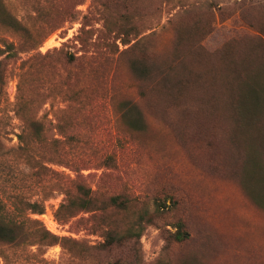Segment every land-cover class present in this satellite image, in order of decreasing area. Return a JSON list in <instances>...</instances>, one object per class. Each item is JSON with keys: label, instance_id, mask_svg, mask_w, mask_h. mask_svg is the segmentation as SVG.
<instances>
[{"label": "rangeland", "instance_id": "374dc122", "mask_svg": "<svg viewBox=\"0 0 264 264\" xmlns=\"http://www.w3.org/2000/svg\"><path fill=\"white\" fill-rule=\"evenodd\" d=\"M2 1L32 39L60 25L37 48L7 62L9 101L16 96L20 62L46 55L27 63L31 75L25 89L49 97L40 111L48 138L57 137L54 117L67 123L64 133L72 140L62 148L86 167L83 175H92L86 182L97 187L96 198L123 195L130 200L128 212L117 218L119 228L136 213L151 212L154 199L166 205L143 232L136 255L128 247L125 258L131 264L137 259L140 264H264V187L256 180L262 171L252 172L254 181L248 183L242 163L253 151L254 139L247 133L232 137L233 124L211 111L217 101L220 108L226 76L230 82L234 75L225 62L236 60L237 53H262L247 38L264 28V0ZM0 39L16 42L20 37L0 28ZM57 51L79 61L64 67ZM145 55L155 67L170 65V99L161 90L164 85L150 89L152 82L143 83L130 71V61ZM254 57L246 63L249 71L264 65ZM246 76L244 72L238 82ZM210 83L216 92L208 93ZM61 91L75 102L59 98ZM123 102L138 105L144 119L141 130L130 129L119 118L117 107ZM194 112L198 117H191ZM9 139L7 146L16 144L14 136ZM108 156L113 166H99ZM62 199L55 194L45 202L44 213L32 218L58 238L88 246L102 243L101 233L92 232V219L86 221L91 214L65 223L56 220ZM177 220L185 223L189 238L166 247V231L173 232L170 225ZM106 256L100 259L106 262ZM62 258L66 256L59 245L46 248L48 262L57 264ZM65 264L81 263L73 259Z\"/></svg>", "mask_w": 264, "mask_h": 264}, {"label": "trees", "instance_id": "16d2710c", "mask_svg": "<svg viewBox=\"0 0 264 264\" xmlns=\"http://www.w3.org/2000/svg\"><path fill=\"white\" fill-rule=\"evenodd\" d=\"M240 10L242 11V8ZM59 27L58 24L54 25L47 35ZM0 28L20 37L16 42L0 39V264H54L44 259V254L46 248L55 245H59L66 256L57 264L73 263V259L81 264H131L125 258L124 250L129 247L136 255V247L143 232L163 215L165 203L154 199V208L151 212L143 210L136 213L123 230L119 228L117 218L128 212L131 207L130 200L123 195H114L103 200L96 198L97 187L93 189L86 182L92 175H83L81 171L86 167H80L81 163L73 161L62 148L65 141L72 140V136H66L64 133L67 123L54 117L53 126L57 137L48 138L44 116H40V111L49 97L39 90L25 89L26 76L31 75L29 66L26 67L27 63L31 59H45L46 55L31 56L28 60L20 62L16 96L13 102L9 101L6 91L7 62L18 59L20 53L37 48L47 35L41 39H32L29 29L7 12L2 0ZM258 30L257 35L247 39L260 46L262 53L256 57L253 50L245 54L237 53L236 60L229 59L225 62L234 75L230 82L226 76L223 100L221 105L219 104L221 109L217 101L212 103L211 111L213 116L217 117L219 113L221 118L233 124L229 129L232 137H237L238 133H247L254 139L253 151H249L250 145L244 147L249 151L242 158L247 173L245 179L252 183L254 181L252 172L262 171V174L256 173L259 175L256 176V180L264 187V65L257 71L246 69L247 61L253 57L264 63V28L260 27ZM121 43L127 45L128 41ZM188 52L194 51L189 47ZM56 54L59 55L57 61L63 63L64 67L72 66L79 61L77 57L67 53L57 51ZM169 66L164 64L155 67L154 61L145 55L138 60H131L129 68L141 82H152V85H155L153 87L151 85L150 89L164 85L161 90L165 97L170 99L172 87L171 84L167 85ZM244 72L247 76L238 82ZM216 91L215 83H210L208 93ZM140 95L142 98L145 97L142 91ZM58 96L68 104L75 102L64 91ZM117 109L119 118L130 129L139 131L143 128L144 119L136 103L123 102ZM61 111L62 109H59V112ZM191 117L196 118L198 115L194 112ZM13 122H16V125H13ZM49 124L52 125V122ZM11 135L14 136L16 144L7 146L5 141L11 143L12 140L9 139ZM238 149L235 148V151L240 150ZM99 166L110 168L113 166V159L109 156L104 157ZM59 168L68 170L71 175L60 171ZM55 194L63 197L54 212L56 220L65 223L80 214H91L86 221L92 219L93 223L90 225L92 232L101 233L102 243L88 246L73 239L58 238L49 233L40 221L32 218L44 213L45 202ZM170 226L174 231H166L164 237L166 247L183 243L189 238L182 220H177ZM103 254L109 257L106 262L100 259ZM134 264H140L138 259Z\"/></svg>", "mask_w": 264, "mask_h": 264}, {"label": "bare ground", "instance_id": "6f19581e", "mask_svg": "<svg viewBox=\"0 0 264 264\" xmlns=\"http://www.w3.org/2000/svg\"><path fill=\"white\" fill-rule=\"evenodd\" d=\"M53 225V223H51Z\"/></svg>", "mask_w": 264, "mask_h": 264}]
</instances>
